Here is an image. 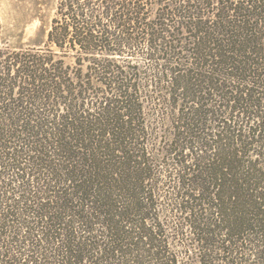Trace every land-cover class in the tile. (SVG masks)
<instances>
[{
    "label": "trees",
    "instance_id": "obj_1",
    "mask_svg": "<svg viewBox=\"0 0 264 264\" xmlns=\"http://www.w3.org/2000/svg\"><path fill=\"white\" fill-rule=\"evenodd\" d=\"M0 264H264V0H58L0 48Z\"/></svg>",
    "mask_w": 264,
    "mask_h": 264
},
{
    "label": "rangeland",
    "instance_id": "obj_2",
    "mask_svg": "<svg viewBox=\"0 0 264 264\" xmlns=\"http://www.w3.org/2000/svg\"><path fill=\"white\" fill-rule=\"evenodd\" d=\"M58 0H0V48L43 44Z\"/></svg>",
    "mask_w": 264,
    "mask_h": 264
}]
</instances>
